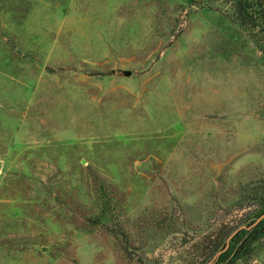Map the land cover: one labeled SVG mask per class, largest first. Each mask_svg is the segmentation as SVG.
I'll use <instances>...</instances> for the list:
<instances>
[{
  "label": "rangeland",
  "instance_id": "1",
  "mask_svg": "<svg viewBox=\"0 0 264 264\" xmlns=\"http://www.w3.org/2000/svg\"><path fill=\"white\" fill-rule=\"evenodd\" d=\"M259 37L229 0H0V264H201L264 194Z\"/></svg>",
  "mask_w": 264,
  "mask_h": 264
},
{
  "label": "trees",
  "instance_id": "2",
  "mask_svg": "<svg viewBox=\"0 0 264 264\" xmlns=\"http://www.w3.org/2000/svg\"><path fill=\"white\" fill-rule=\"evenodd\" d=\"M229 6L233 20L252 30L257 42L264 34V0H229ZM247 197L256 203L220 223L218 234L206 243L208 249L201 264H229L239 256L251 255L254 234L264 232V214L259 216L264 213V194L251 193Z\"/></svg>",
  "mask_w": 264,
  "mask_h": 264
},
{
  "label": "water",
  "instance_id": "3",
  "mask_svg": "<svg viewBox=\"0 0 264 264\" xmlns=\"http://www.w3.org/2000/svg\"><path fill=\"white\" fill-rule=\"evenodd\" d=\"M124 73H128V71L126 70V71H124ZM264 213H261L259 216H261V215H263Z\"/></svg>",
  "mask_w": 264,
  "mask_h": 264
}]
</instances>
